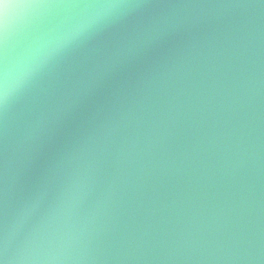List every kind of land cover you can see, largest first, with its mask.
Listing matches in <instances>:
<instances>
[{
    "label": "clouds",
    "instance_id": "1",
    "mask_svg": "<svg viewBox=\"0 0 264 264\" xmlns=\"http://www.w3.org/2000/svg\"><path fill=\"white\" fill-rule=\"evenodd\" d=\"M0 264H264V0H0Z\"/></svg>",
    "mask_w": 264,
    "mask_h": 264
}]
</instances>
